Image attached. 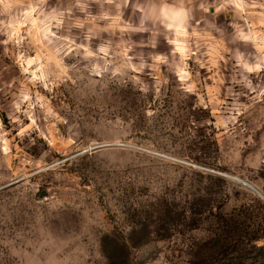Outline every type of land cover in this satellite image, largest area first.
Returning a JSON list of instances; mask_svg holds the SVG:
<instances>
[{
  "label": "rangeland",
  "instance_id": "rangeland-1",
  "mask_svg": "<svg viewBox=\"0 0 264 264\" xmlns=\"http://www.w3.org/2000/svg\"><path fill=\"white\" fill-rule=\"evenodd\" d=\"M233 1L0 2V264L264 263V0Z\"/></svg>",
  "mask_w": 264,
  "mask_h": 264
},
{
  "label": "crops",
  "instance_id": "crops-1",
  "mask_svg": "<svg viewBox=\"0 0 264 264\" xmlns=\"http://www.w3.org/2000/svg\"><path fill=\"white\" fill-rule=\"evenodd\" d=\"M1 1L2 0H0V2ZM156 1L164 2V1H167V0H156ZM171 1H175V5L177 7H182V8H186V7L188 8L190 6L195 7V8L198 7L200 10H205L206 9L205 11H207V9H209L210 13H212L214 11H217V9L219 7L218 6L219 3H222V6L225 3V0H171ZM231 1H232V7H233L235 2L233 0H231ZM222 16L224 17V13L222 14Z\"/></svg>",
  "mask_w": 264,
  "mask_h": 264
},
{
  "label": "water",
  "instance_id": "water-1",
  "mask_svg": "<svg viewBox=\"0 0 264 264\" xmlns=\"http://www.w3.org/2000/svg\"><path fill=\"white\" fill-rule=\"evenodd\" d=\"M104 147H107V146L98 147L96 149H100V148H104ZM237 183L240 184L241 186L245 187L247 190H249L251 193H253L257 197H259L262 201H264V196H262L261 193L258 190H255L254 188H251L250 186H248V185H246V184H244L242 182L237 181ZM11 185H7V186H5V187H3L1 189L7 188V187H9Z\"/></svg>",
  "mask_w": 264,
  "mask_h": 264
},
{
  "label": "bare ground",
  "instance_id": "bare-ground-1",
  "mask_svg": "<svg viewBox=\"0 0 264 264\" xmlns=\"http://www.w3.org/2000/svg\"><path fill=\"white\" fill-rule=\"evenodd\" d=\"M237 181H239V182H242V183H244V184H246V185H248V186H250L251 188H254L253 186H251L250 184H248V183H245L244 181H241V180H239V179H236ZM255 189V188H254ZM256 190V189H255Z\"/></svg>",
  "mask_w": 264,
  "mask_h": 264
},
{
  "label": "trees",
  "instance_id": "trees-1",
  "mask_svg": "<svg viewBox=\"0 0 264 264\" xmlns=\"http://www.w3.org/2000/svg\"><path fill=\"white\" fill-rule=\"evenodd\" d=\"M259 264H264V263H259Z\"/></svg>",
  "mask_w": 264,
  "mask_h": 264
}]
</instances>
